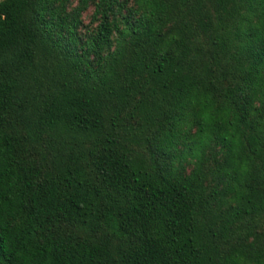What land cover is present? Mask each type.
<instances>
[{
    "label": "trees",
    "instance_id": "1",
    "mask_svg": "<svg viewBox=\"0 0 264 264\" xmlns=\"http://www.w3.org/2000/svg\"><path fill=\"white\" fill-rule=\"evenodd\" d=\"M0 264H264V0H0Z\"/></svg>",
    "mask_w": 264,
    "mask_h": 264
},
{
    "label": "rangeland",
    "instance_id": "2",
    "mask_svg": "<svg viewBox=\"0 0 264 264\" xmlns=\"http://www.w3.org/2000/svg\"><path fill=\"white\" fill-rule=\"evenodd\" d=\"M75 1H76V0H75ZM91 12H92V8H89V9H88L86 12H84V14H83V28H82V31H83V32L89 31V30H91V29L95 26V23H93V22L90 20Z\"/></svg>",
    "mask_w": 264,
    "mask_h": 264
}]
</instances>
